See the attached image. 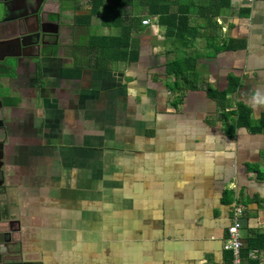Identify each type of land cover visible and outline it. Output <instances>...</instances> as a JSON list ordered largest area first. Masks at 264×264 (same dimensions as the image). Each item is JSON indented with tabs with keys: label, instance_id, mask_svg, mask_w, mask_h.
<instances>
[{
	"label": "crops",
	"instance_id": "1",
	"mask_svg": "<svg viewBox=\"0 0 264 264\" xmlns=\"http://www.w3.org/2000/svg\"><path fill=\"white\" fill-rule=\"evenodd\" d=\"M84 1L49 0L62 20V68L55 75L52 67L34 96L48 110L44 131L18 143V165L34 166L27 178L45 264H233L225 245L237 206L241 264H264V130L235 128V115L225 116L241 104L256 122L264 115V0H230L212 24L203 6L211 0H127L119 18L114 0H104L89 25L94 34L120 33L123 19L138 51L136 61L107 69L92 66L74 25L90 10ZM150 4L170 12L188 5L198 27L189 48L166 37ZM177 50L191 54L180 58ZM186 56L183 76L169 70V61ZM72 67L80 76L63 74ZM230 85L236 88L216 99Z\"/></svg>",
	"mask_w": 264,
	"mask_h": 264
},
{
	"label": "flooded vegetation",
	"instance_id": "2",
	"mask_svg": "<svg viewBox=\"0 0 264 264\" xmlns=\"http://www.w3.org/2000/svg\"><path fill=\"white\" fill-rule=\"evenodd\" d=\"M48 3L0 0V264H45L43 252L36 250L46 238L44 228H33L38 199L28 178L34 166L17 160L18 143L28 142L33 129L44 131L47 124L46 104L34 96L48 85L51 70L57 66L56 75L62 68V20ZM33 111L39 113L34 120ZM19 176L28 185H18ZM36 178L41 180L35 185L43 189L44 178ZM37 208L41 220L43 206Z\"/></svg>",
	"mask_w": 264,
	"mask_h": 264
},
{
	"label": "trees",
	"instance_id": "3",
	"mask_svg": "<svg viewBox=\"0 0 264 264\" xmlns=\"http://www.w3.org/2000/svg\"><path fill=\"white\" fill-rule=\"evenodd\" d=\"M126 1L127 0H114L112 4L111 11L112 13L118 14V18L123 13L122 8L127 4ZM90 4L91 7L88 13L75 16V26H89L92 17L98 14L101 8H103L104 0H90ZM229 5L230 0H211L209 3L203 5L204 9L211 15V18L208 19V23L212 24L213 17L219 15L221 10ZM182 7H184V9ZM150 10L151 14L159 15V22L166 27V37L174 44H177L179 46L178 48H189L195 38L198 37V27L191 24V11L188 5L180 4L175 12H170L169 5L165 6V8H155V4H150ZM117 21L118 26L122 27L120 33L112 35L92 34L86 40H83L84 44H86V53L90 56L91 61H94L92 66L97 69H107L113 61L132 62L138 59V51L133 47L131 26L123 25V19H117ZM107 22L105 18L102 19L103 24ZM188 62H190V56H186L184 59L176 58L169 61L168 68L171 72L183 76L185 72H187L186 67ZM80 72V68L72 67L71 69H65L63 74L70 77L80 76ZM235 88L236 85H230V87L224 91H219L218 95H220V98L219 96H215L216 99L223 100V98ZM233 115H235V121H233L230 126L235 128L241 126L248 127L255 132L264 130V115L256 122L251 116V108L248 105L241 104L236 111H230L225 116L228 120ZM261 177H264V174ZM262 237H264V235H262ZM258 244L257 246L260 247L261 245Z\"/></svg>",
	"mask_w": 264,
	"mask_h": 264
},
{
	"label": "built area",
	"instance_id": "4",
	"mask_svg": "<svg viewBox=\"0 0 264 264\" xmlns=\"http://www.w3.org/2000/svg\"><path fill=\"white\" fill-rule=\"evenodd\" d=\"M143 24H149L150 19H144ZM242 214L243 209L240 206L235 208L233 223L228 228V237L226 241V249L233 254V264H241V251L243 247L242 241Z\"/></svg>",
	"mask_w": 264,
	"mask_h": 264
},
{
	"label": "rangeland",
	"instance_id": "5",
	"mask_svg": "<svg viewBox=\"0 0 264 264\" xmlns=\"http://www.w3.org/2000/svg\"><path fill=\"white\" fill-rule=\"evenodd\" d=\"M68 3H70V2H68ZM82 6H83V8H84V10L83 11H86L85 9H87V6H88V3H86V0L83 2V4H82ZM102 9V8H101ZM111 9V7H105V12L106 11H109ZM70 18V16H68V19ZM110 19V17H108V18H106V20H109ZM96 22H97V20H96ZM97 29L95 28V27H92V26H85V27H82L81 29H80V38L81 39H83V38H88V37H90L92 34H94L95 32H98V33H100L99 31H96ZM74 37V36H73ZM70 37L68 36V37H65V39H69ZM72 39V37L70 38V40ZM75 39H77V36H76V38ZM74 39V40H75ZM212 40V39H211ZM213 41V40H212ZM217 45V38H215L214 39V44H211V46H213V47H215ZM212 50H213V48H211ZM177 52H178V54L176 55L177 57H180V58H182L183 56H185V55H187V54H191V53H185L184 52V50H177ZM185 53V54H184ZM192 53H194V52H192ZM213 53V52H212ZM68 102H70V101H68ZM71 103V102H70ZM76 107L77 108H79V109H81V108H83L84 107V104L83 103H81V102H79L77 105H76Z\"/></svg>",
	"mask_w": 264,
	"mask_h": 264
}]
</instances>
